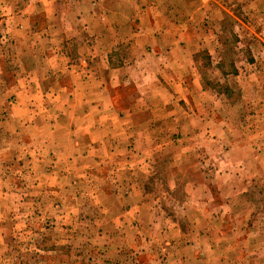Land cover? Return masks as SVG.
<instances>
[{"label":"rangeland","instance_id":"rangeland-1","mask_svg":"<svg viewBox=\"0 0 264 264\" xmlns=\"http://www.w3.org/2000/svg\"><path fill=\"white\" fill-rule=\"evenodd\" d=\"M99 2L108 9L103 16ZM142 13L162 23H147V36H180L186 101H174L147 136L140 118L136 142L112 138L111 146L131 149L136 169L113 178L116 163L96 158L64 183L69 172L63 160L55 166L54 146L64 148L67 139L75 152L84 149L86 140L75 135L81 113L105 112L110 135L120 127L116 112L126 121L145 114L125 111L135 91L112 89L106 69L129 47L110 36L138 31L134 18L143 20ZM77 14L101 18L109 63L104 53L92 57L101 38L82 32ZM58 49L68 64L52 61ZM83 53L106 77V96L114 94L102 110L55 103L65 93L56 79L68 85L73 74L63 66L78 67ZM133 185L157 213L127 226L120 216L126 203L110 196ZM153 260L264 264V0H0V264Z\"/></svg>","mask_w":264,"mask_h":264},{"label":"crops","instance_id":"crops-1","mask_svg":"<svg viewBox=\"0 0 264 264\" xmlns=\"http://www.w3.org/2000/svg\"><path fill=\"white\" fill-rule=\"evenodd\" d=\"M100 4L101 8L104 10L99 13L98 16H103L108 9L106 6H103L102 3ZM94 5H96V3ZM77 15L81 18L77 19L76 24H79L82 27V32L97 33L92 35L97 36V38H101V40L98 39L99 47L94 50L92 57L94 58L102 55L103 58L104 49H102V45H104L105 42L102 41L105 36L102 33L99 34L98 30L101 29L102 31L103 28L101 27L102 24L97 22V20L101 18L88 21V18L84 19L82 15ZM141 15V17L139 16V18L143 19L141 21L135 20L138 16L134 18L135 24L138 25L137 28L140 31L135 30L133 33H130L131 35L129 34L128 37L120 34L110 36V39L114 40L116 43L120 42L121 44L124 42L126 43V46L129 45V47L126 48V56L123 57L120 55V61L117 64L110 66V68L106 67V69L108 70V74H111L114 80V84L111 86L114 88L112 89L117 88L116 90H120L124 93V90L129 85L135 91H131L132 93L129 95L130 102L126 101L125 103V111L129 114H136V112H145V114L142 116L143 118L138 117V114H136V116H131V120L129 118V120L126 121L127 115H124L122 110L120 112H116L113 119L120 127L115 131L114 135L112 134V136L110 135L112 130H109L110 125L106 124V122L103 124V121H106V117L108 118L105 112L99 114L100 112L96 110L98 113L97 116L93 114L89 115L81 113L79 117L81 124L77 127L75 135L81 136L84 140H86L84 149H78L75 152V147L72 148L68 144L67 139L64 148L59 145L54 146L56 154L55 158L58 159L55 161V166L63 160L62 164H64L63 166L65 170H68L69 172L68 175H64V173L61 175V181H64V183H66L69 179V174L72 175L73 171L75 172L78 169L83 170V168L90 167L91 161L96 158L101 162L110 164H113V162L116 163L115 165H112L113 168H111L114 170V172H111L114 175L113 178L120 175L118 172L121 169H136L138 164L135 159H131V149L128 150L127 147L124 149L123 145L111 146L110 141L112 138L115 137L119 141L123 142H128L127 140L134 138V142H136V139L139 138L138 135L141 136V134L136 132L142 131V125L147 127L144 131V136H147V132L151 133L152 131V122L154 120H159L160 118L158 116L164 115L168 112V108L174 105V101L177 103L182 100L186 101V87L184 83L186 65L183 50L180 48L181 39L179 34H173V32L165 31L161 37L159 36L158 38H154L153 36H150L152 37L151 39L147 36V33H149L148 31L151 32L153 29H150L149 27L152 26L148 27L147 23L153 24V26H156V24L160 25L162 23L157 21L155 18L154 21H152L150 17L145 15V13H142ZM31 16L32 14L27 17V20H30ZM85 16L90 17L89 13ZM21 18H24L23 14L19 19ZM110 18L111 17H102V20L105 21V19L108 20ZM72 24L74 25V23ZM91 28L92 30H90ZM147 45H153L152 49H146ZM82 55V58L84 59H82L78 67L73 65L63 66L66 67L64 73L73 74L70 76L68 85L61 84L56 79L57 83L55 87H58L60 91L64 90L65 93L60 92L63 93V96L61 99L56 96L55 103L62 105H95V108H100V110H102V107H100L102 104L109 105L113 103L111 97H113L114 94H109V97L106 96V77L104 78L103 75L99 74V68L95 67L94 64L90 65L89 58L85 53ZM104 56L106 58V62L109 63L110 56H108V53L105 52ZM50 58L55 62L58 60H65L67 61V64L70 60L68 53L60 49L54 50ZM69 68H72L71 72L68 70ZM74 73L76 75H74ZM101 73L104 74L105 72ZM31 81H33V79H31ZM108 90L109 89H107V91ZM116 94L117 93H115V95ZM127 95L128 94L126 93L125 96ZM130 105H135V107ZM143 105L147 107L142 108ZM129 106L130 108H128ZM150 106L159 108L153 110ZM157 111H159L158 114H156ZM140 118L143 120L142 125L139 123ZM129 121H132V124L134 125L129 124ZM135 129L137 131H135ZM53 133L56 134L57 131L54 130ZM65 133H67V131ZM126 151L129 152L128 156H118H124V154L127 153ZM78 153H80V155H78ZM61 154L62 158H59ZM106 159L110 161H106ZM134 185L132 187L130 186V189L124 193L114 192L110 196V200L112 198V200L124 201L126 203L123 204L125 207H122L123 211L120 212V216L125 218L123 224H127V226L136 225L134 224V220L142 218V216H147L149 220L148 213L151 216L157 213L155 212L156 209L146 206L142 200V195L136 191ZM141 223L144 224V222ZM148 223H150L151 227L157 228L155 224L156 220L152 219ZM156 262L157 261L155 260L150 261V263L158 264Z\"/></svg>","mask_w":264,"mask_h":264}]
</instances>
